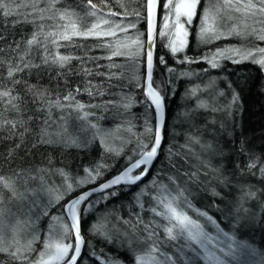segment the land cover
I'll return each mask as SVG.
<instances>
[{
  "label": "trees",
  "instance_id": "obj_1",
  "mask_svg": "<svg viewBox=\"0 0 264 264\" xmlns=\"http://www.w3.org/2000/svg\"><path fill=\"white\" fill-rule=\"evenodd\" d=\"M164 2L160 0L158 30ZM92 3L97 6L96 17L85 16L90 7L88 0H59L51 9L46 0H38V8L46 9L42 14L56 18L37 23L44 24L43 33L62 32L60 26L68 20L59 19L56 10L67 9L76 14L71 17L73 21L81 18L77 25L80 28L101 17L125 25L131 22L135 28L117 31L110 37L74 36L70 41L58 35L45 39L42 33L41 44L33 46L30 53L33 63L40 67L25 69L16 76L24 81L14 86L13 93L21 97V112L6 110L0 101V177L10 179L14 188L0 187V243L14 251L31 242L34 251L28 253L29 260H36L45 250L50 225L69 223L64 205L70 198L117 174L138 158L142 144L150 150L154 142L156 116L144 94L143 52L138 57L112 55L118 41L146 31L143 19L123 16L133 8L143 13L138 8L141 0ZM206 3L208 0H201L197 8L183 53L174 58L164 47L166 39H156L152 81L153 87L161 90L166 110L161 150L143 180L92 195L78 206L85 241L78 264H109L114 258L116 264H134L137 255L145 254L143 243L137 245L134 241L146 239V225L148 231H155L152 239L157 241L160 253L172 257L175 264H208L210 260L201 256L199 245L185 237L169 240L164 232L168 221L151 211L153 207L163 210L157 205V196H176L178 192L183 193L179 200L186 198L188 202L182 205L183 211L211 236H221L220 231L226 244L231 245L226 255L218 253L221 262L217 264H264V173L260 171L264 168V69L250 61L232 63L231 59H220V67L213 69L203 59L233 46L264 47V41L225 34L211 44L201 43L197 23ZM20 11L30 13L33 9ZM109 12L120 15L109 16ZM18 18L0 13V35L4 37L0 48L6 49L0 52V60L5 61L0 67V91L13 87L6 77L8 62L20 61L12 49L19 43V54H23L26 40L37 31L32 23H14ZM107 27L101 23L98 30ZM49 53L73 59L63 68L43 64L41 56ZM160 56L165 57L167 66L159 63ZM185 56L199 62L180 63ZM26 85L44 91V99L34 102ZM69 93L74 99L65 100ZM234 94L238 96L236 103H232ZM129 102L131 106L124 107ZM5 119L23 120L28 131L19 128L13 134L3 124ZM108 147L113 151L109 152ZM252 163L256 166L249 168ZM98 165L100 176L79 183L88 175L85 169ZM69 184L71 191H67ZM60 193L64 195L59 202L50 204ZM200 212L207 213L211 221ZM53 216L61 221L54 222ZM94 225L100 228V234L92 231ZM156 255L163 259L159 253ZM0 264L22 262L8 252H0Z\"/></svg>",
  "mask_w": 264,
  "mask_h": 264
},
{
  "label": "snow or ice",
  "instance_id": "obj_2",
  "mask_svg": "<svg viewBox=\"0 0 264 264\" xmlns=\"http://www.w3.org/2000/svg\"><path fill=\"white\" fill-rule=\"evenodd\" d=\"M48 8H55V5L59 3V0H46ZM89 10L85 13L86 17H96L95 11L96 5L92 3V0H88ZM160 5V0H141L138 8L143 9V13L137 8H133L131 13L127 10L123 13L125 19L128 15H132L136 20L143 19L146 22L147 28L145 32H138L135 38L129 37L127 41H118L113 47L112 55H127L129 57H138L143 52L145 58V95L150 100L151 104L155 107V112L158 116L163 112V96L161 90L153 87V49L156 43L157 37L165 38L166 44L164 47L168 49L171 55L175 58L178 53H183L189 44V26L192 25L194 17L197 15V8L201 5V0H166L162 4L164 14L161 17V26L157 30L156 24V11ZM31 7L33 9L30 13H24L20 10L23 8ZM46 9L38 8V0H30L29 3L24 0H0V13L4 17L16 16L18 19L14 20V23H32L37 31L32 33L30 39L26 40L27 47L23 54H19L20 44L17 43L15 49H12L11 45H8V49L17 51L19 63L8 62L6 77L11 81L13 87L5 88L0 91V101L5 103L6 110L14 112H21L19 94L14 93V86L16 84L24 83V81L17 79L18 73L25 71V69H31L33 67H40L38 64H34L30 53L33 51V46L41 44L40 36L43 33L44 24L37 23V20L43 21L45 19H55V16L45 17L42 13ZM59 13V19H67L68 23L61 25L64 29L62 32L43 33L44 38L49 36H59L61 40L70 41L72 37H110L114 36L117 31L127 32L128 28H135V24L129 22L125 25L122 22H110L103 17L99 18L96 22L91 23L90 26H83V28L77 27L80 17H77L76 21H73L71 17L76 15L74 12H69L67 9H57ZM120 15V13L109 12V16ZM29 16H33V19H29ZM103 23L108 27L104 30H98L100 24ZM228 35H234L239 38L247 40L249 37L256 41H264V0H208L206 6L202 9L200 17V28L198 32V38L201 43L211 44L213 41L220 40L222 37ZM146 37V39H142ZM3 35H0V40H3ZM53 44L57 41L53 40ZM147 44V49L144 45ZM112 47V45H109ZM5 48H0V52H4ZM44 51L47 53L48 49L45 46ZM25 57H29L26 59ZM51 57V59H49ZM73 57L67 55H60L55 53H49L48 55L41 56L43 64H54L63 68L71 62ZM204 60L208 62L211 68L215 69L220 67V59H231L232 63H242L244 61H250L253 64L258 65L261 69H264V47L259 45H252L251 47H230L225 49H218L210 56H204ZM199 60H190L187 56L180 60V63H198ZM5 61L0 60V67L4 65ZM159 63L167 66V60L164 56L159 57ZM167 71L172 72V68H167ZM0 87H3L0 85ZM29 92L32 93L34 102L44 99L45 92L39 89L35 85H26ZM79 91V89H77ZM221 95L223 93L221 92ZM65 100L74 99L71 93L64 97ZM238 100L237 95L232 96V103H236ZM49 103H51L49 101ZM57 105L59 101H56ZM131 103H126L124 107H130ZM82 108V105H77ZM87 115V114H85ZM3 124L9 126V129L15 134L16 130L23 128L24 132L28 131L23 120H7L3 121ZM149 132L152 129H148ZM21 136L23 132L19 133ZM161 144V132L159 125L155 131L154 142L150 147L147 144H142L143 149L138 153V158L130 161V164L120 174H117L112 179L106 181L98 188L91 191H85L75 199H72L66 205H64L70 223L61 221L60 217L53 216L54 222L61 221L58 224L50 225L49 241L44 244V251L40 252L39 257L36 260H29L28 253L34 251L31 248V242L24 245L23 248H16L14 251L9 249L0 243V252H8V254L14 260H20L22 264H78V259H81L82 246L85 241L81 235L80 218L77 215V208L81 204H84L91 196L93 191H104L112 188L116 185L124 184H136L141 181L145 175L148 174V166L152 163L153 159L157 156L158 149ZM109 152L113 149L108 147ZM117 154H119L117 152ZM255 163L249 165V168L255 167ZM137 169H142L137 174L133 175ZM88 173L86 177L79 181V183H85L89 180H95L101 173V166H97L94 169H85ZM264 173V168L260 169ZM95 173V175H93ZM63 175V173H61ZM0 187L13 188V184L10 179L0 177ZM72 185L67 186V191H71ZM113 195L115 193H112ZM64 193H60L55 196L54 201L49 203L59 202ZM183 193L178 192L176 196H171L168 193L166 196H157V205L162 207V211H157L156 207H153L151 211L161 216L168 221V225L164 227V232L169 240H178L182 237L186 238V241H190L193 244L199 245L201 248L207 247L205 240L207 239V233L204 229L193 220L185 211H183L182 205L187 204V199L179 200ZM170 197V198H169ZM44 215H48L47 211L43 212ZM201 216H206L207 213L200 212ZM211 221V217H207ZM92 231L95 234H100V228L93 226ZM145 231L148 232L146 239L141 242L138 238L134 241L137 245L143 243L145 254L137 255L134 258V264H175L172 257H168L163 253H160V248L156 240L152 237L155 235V231H148V226H145ZM106 242L112 241L105 238ZM68 240L69 242H65ZM132 243V241H130ZM71 253V254H70ZM163 256V259L158 258L156 254ZM107 259V258H106ZM109 264H116V258L109 262Z\"/></svg>",
  "mask_w": 264,
  "mask_h": 264
},
{
  "label": "water",
  "instance_id": "obj_3",
  "mask_svg": "<svg viewBox=\"0 0 264 264\" xmlns=\"http://www.w3.org/2000/svg\"><path fill=\"white\" fill-rule=\"evenodd\" d=\"M159 6H160V5H158L157 11H156V24H157V30H158ZM146 28H147V26H146ZM145 49H147V44H146V43H145ZM154 52H155V46H154V49H153V60H154ZM143 83H144V94H145V91H146L145 76H144V82H143ZM145 96H146V95H145ZM146 98H147V97H146ZM147 99H148V98H147ZM148 101L150 102L149 99H148ZM150 104H151V102H150ZM151 106H152V108H153V110H154V112H155V107H154V105L151 104ZM165 111H166V110H165V105H164V100H163V112H162V115L158 116L157 113L155 112V116H156V129H157V126L159 125L160 132H161V144H160V147H159V149H158L157 156H158V154H159V152H160V150H161V147H162V144H163V140H164ZM157 156L153 159L152 163L148 166V172H149L151 166L153 165L154 161L156 160ZM126 167H127V166H126ZM126 167H125V168H126ZM125 168H123V169H122L120 172H118L117 174H120L123 170H125ZM117 174L113 175L112 177H110V178H108V179H106V180H104V181H102V182H100V183H98V184H96V185L90 186V187H88V188H86V189L80 191V192L77 193L75 196H73L72 198H70V199L66 202V204H67L68 202H70L72 199H75L77 196H79V195L82 194L83 192H85V191H91L92 189L98 188L100 185H102V184L105 183L106 181L112 179V178L115 177ZM145 177H146V175L143 177V179H144ZM143 179H142V180H143ZM138 182H140V181H138ZM138 182H137V183H138ZM121 185H125V184L122 183V184H120V185H116V186H114V187H112V188H109V189H106V190H104V191H93L92 194H91V196H92V195H95V194H99V193L106 192V191H108V190L114 189V188H116V187H118V186H121ZM66 204H65V205H66ZM64 213H65V216H66L68 222L70 223L71 221H70V218L68 217V214H67V211H66L65 207H64ZM80 229H81V227H80ZM81 235H82V237H83V239H84V235H83V233H82V230H81ZM83 248H84V245L82 246V252H83ZM82 252H81V256H82ZM79 260H80V259H78V263H79Z\"/></svg>",
  "mask_w": 264,
  "mask_h": 264
},
{
  "label": "rangeland",
  "instance_id": "obj_4",
  "mask_svg": "<svg viewBox=\"0 0 264 264\" xmlns=\"http://www.w3.org/2000/svg\"><path fill=\"white\" fill-rule=\"evenodd\" d=\"M197 24H200V20ZM204 232L206 233L205 230ZM219 233L221 234L222 237L218 236L217 234L214 236H211L207 232V239L205 240V243L207 245L206 249L201 248L197 245L199 247L198 250L201 253V256L204 257V260H210L209 262H207L208 264H217L218 261L221 262V259L218 253H221V255L223 256L226 255V253H228L227 248L231 246L229 244H226L228 241L223 239L224 237L220 231Z\"/></svg>",
  "mask_w": 264,
  "mask_h": 264
}]
</instances>
